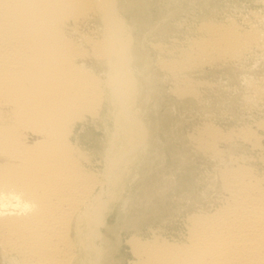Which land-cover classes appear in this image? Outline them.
I'll use <instances>...</instances> for the list:
<instances>
[{"label":"bare ground","instance_id":"bare-ground-1","mask_svg":"<svg viewBox=\"0 0 264 264\" xmlns=\"http://www.w3.org/2000/svg\"><path fill=\"white\" fill-rule=\"evenodd\" d=\"M150 6L0 0V264H117L122 232L130 264H264L262 136L206 122L187 134L196 154L214 164L206 189L181 172L188 166L155 165L159 120L149 106L155 79L147 57L150 49L159 54L175 96L197 98L201 82L189 72L264 54V14L249 28L232 14L220 22L205 14L186 29V46L173 38L150 48L141 44L158 27ZM255 79L244 84L264 96L263 78ZM237 144L259 152L239 153ZM178 207L181 233L166 230Z\"/></svg>","mask_w":264,"mask_h":264},{"label":"rangeland","instance_id":"rangeland-1","mask_svg":"<svg viewBox=\"0 0 264 264\" xmlns=\"http://www.w3.org/2000/svg\"><path fill=\"white\" fill-rule=\"evenodd\" d=\"M261 1L262 0H211V2L207 6H204L201 0H194L192 3H189V4H187V2L182 3L181 0H149V3L151 2V6L149 9L150 17L153 20L152 21L153 26L156 25L158 27H155V29L153 28L154 30H152V33L148 37H146L147 39L141 40V44L151 48L150 46L151 43L161 42L165 44H170L173 41L172 39L175 38L179 42V44L186 46L188 43L187 41L190 40V38H187L188 36H186L187 35L186 29L193 27V24H197L201 22V20H203L202 16L205 14H209L210 17L214 16L212 18L214 19L215 22L223 21L227 15L229 16L230 14H232L235 17L237 23L243 28H249L248 26H250L251 24L259 26L260 25L259 17L264 14V3ZM209 6H211V8H208ZM193 9H195L196 11L195 10L193 11ZM139 14H140V11H139ZM175 18H177L178 20H175ZM174 21L180 22L181 23L180 27L175 25ZM163 25H170L173 28L174 31L170 32L172 33L171 35H165L164 37L162 36V32L160 31V28ZM88 28L89 30H92L94 28L93 23H91ZM149 42L151 43L149 44ZM147 57L150 62L149 69L152 68L151 73L155 79L153 88L151 91L152 97H151L149 106H150V110L152 111L153 119L157 118L159 120V125L157 126V128H159L158 133H157V137L159 141H158V146L155 148V151L153 154L155 165L163 166V169H166L167 165L169 166L173 165L175 166V168L178 165H179V168L188 166L186 168L184 167V169L181 172H184L185 175L190 178L195 177V180H199L202 183H204V186H205L204 188L206 189L207 186L210 185L209 184L211 181L210 179L212 178L213 176L212 174L214 173V164H210L212 162H209L210 161L209 159L207 160L199 156L198 154H196V151L194 150L193 145L190 146V144L192 143L190 142L189 138L191 134H193L197 129H200V127H203L204 125L209 124V123H211V125L215 126L217 129L221 130L222 132H227L229 129L228 132L232 131L233 133H235V131L241 127H247V128L252 127L251 129L255 130L254 132L257 134L258 137L262 136V137H259L260 138L259 142L264 146L263 129L262 128L260 129V127L256 128V126L259 124L258 121L264 122V111H263L264 110V103H263L264 96H262L263 94L256 96L255 94L251 93L248 90L246 84H244L246 83L245 80L249 79V76L252 78H256L254 81L261 82L262 78L264 81V54H260L258 56L253 55V54H247L244 56L245 58L243 57L242 59L243 62L233 61V62H227L223 64L215 63L216 65H218V67L213 66L214 64L212 65L206 64L201 69L192 71V73L189 72V76L191 78H194L193 80L197 79L198 77V79L195 81H200L201 83L199 85L200 89L198 87L199 92H198L197 98H193L190 96L184 97V99L186 98L187 101L184 100L183 98H180L174 95V92L172 90L175 87V80L171 78L169 75L167 74L165 75V72H163L161 68L158 67L157 60L159 58V54L156 51H152L150 49ZM226 64L228 65L230 64V66L228 65L226 66ZM233 64L234 65L236 64V66H234ZM219 65H220V68H219ZM246 65L248 66V68ZM241 77L244 79H242ZM161 78H162V81H161ZM263 81L261 83H264ZM161 84L163 87L161 86ZM219 84H221V86ZM246 88L247 90L244 91V89ZM238 95H240L241 97H239ZM250 95H254L256 97L253 98V96H250ZM215 96H217L218 98ZM248 96L251 97V99ZM222 97H223V100L221 99ZM260 97H261V101H260ZM178 98L181 100L179 101ZM198 98L201 100H199ZM202 100H203V103H202ZM186 103L189 105L186 106ZM188 107H190V109H188ZM258 107L260 109H257ZM165 108H167V110ZM228 108L231 110H229ZM238 111H240V113ZM161 113H163V115ZM183 120H184V123H183ZM87 131L92 133V131L94 130L92 127H90ZM187 134L188 135L190 134V136L187 137L188 136ZM184 137H187V138H184ZM169 139H170V142H169ZM89 141H92V140L90 139ZM167 144H168V147H167ZM222 145L223 146L221 147L226 148L227 150V146L225 144H222ZM237 145L238 146L240 145L238 152L246 154L248 156L251 153L250 156L253 155L254 157L259 152L258 150H251L248 144H237ZM162 149H163V152H162ZM182 154H184L185 156ZM178 157H180L179 158L180 160H178ZM184 157H187V158H184ZM182 159H185V161L182 162L181 161ZM184 163L186 165H184ZM180 166H183V167H180ZM199 176L201 177L199 178ZM182 207H178L179 211L176 208L177 213L173 211L174 217H175V218L171 217L172 219L174 218L173 220L170 217H167L168 219L170 218L169 219L170 221L168 222L169 225H167L168 228L166 227V230L169 229L171 231L172 229L173 231L175 230L174 232L176 233H181L184 230L183 216L181 215ZM145 229L146 227L144 228V230ZM117 235L112 233V236L110 238L111 248L116 246L115 241H116ZM118 237L121 240H120V244L118 245L119 246L118 254H116L117 259H119L117 264H130V261L133 258H132V253L130 251V247L127 244V239L129 235L127 233L122 232V234Z\"/></svg>","mask_w":264,"mask_h":264}]
</instances>
